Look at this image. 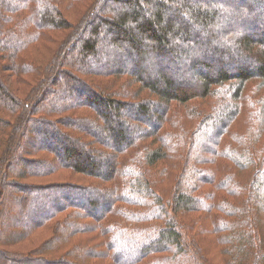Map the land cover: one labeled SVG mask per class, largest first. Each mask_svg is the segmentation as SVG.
I'll return each mask as SVG.
<instances>
[{
    "label": "trees",
    "instance_id": "obj_1",
    "mask_svg": "<svg viewBox=\"0 0 264 264\" xmlns=\"http://www.w3.org/2000/svg\"><path fill=\"white\" fill-rule=\"evenodd\" d=\"M65 1L0 0V264H264V0Z\"/></svg>",
    "mask_w": 264,
    "mask_h": 264
},
{
    "label": "rangeland",
    "instance_id": "obj_2",
    "mask_svg": "<svg viewBox=\"0 0 264 264\" xmlns=\"http://www.w3.org/2000/svg\"><path fill=\"white\" fill-rule=\"evenodd\" d=\"M88 1V0H87ZM86 5V1L83 0V2L81 3H77L74 0H67L65 1L64 4V10L65 11V15L72 21H76L77 18L79 17V15L81 14L82 10L84 9ZM19 17L22 16H17V18H15L14 22L12 23V25H15V23H17ZM24 18V17H22ZM57 37L59 36L58 34L56 35ZM44 43V42H43ZM36 44L33 43L31 46L28 47V49L30 47H32L31 49L34 48V45ZM55 42H48L46 44V46L43 47V52L40 53L39 50H33L32 52V56L37 57L41 60V66H44L46 64V62L50 59V56L52 54V52L50 51L51 48H53L52 46H55ZM26 51V50H25ZM25 51L22 53V55L25 53ZM3 78L5 79V81L11 85V87L13 88V90L19 94L20 96L24 97L28 94V92L30 91L31 87L34 86L35 83L38 82L39 80V74L36 73H30L27 75L23 76V79L19 78L17 75H13V73H10V71H5L3 72ZM251 85V84H249ZM243 126V119L240 118L238 120V122L236 123V127H242ZM35 137V135L32 133L29 135V139H33ZM264 141V139L261 140V142ZM264 145V144H263ZM29 148V147H28ZM79 177V176H78ZM248 176H244L243 182H245L246 178ZM29 182L35 183V185L40 184V185H46V184H50V182L54 181L57 183H62V182H68V181H78V183L80 182H84V180H86L87 178H83V177H79L77 178L74 175H71L69 171H64V172H59L56 173L54 175L51 176H46V178L44 177H27ZM82 178V179H81ZM163 189V187H162ZM5 229H12V228H5ZM37 235L35 236L36 240H32L30 242H25L23 244H19V245H15L10 249L13 250H21V249H29L35 246L40 245L42 242H44V240L49 237V232H47L46 230H40L39 232L36 233ZM200 237L201 240H199V243L201 244V246L203 248H205L208 257L210 258V261L213 264H223L221 260L222 256L219 253V246L218 244L215 242H213V240L206 235L205 231H201L200 232ZM203 243V245H202ZM5 249V248H3Z\"/></svg>",
    "mask_w": 264,
    "mask_h": 264
}]
</instances>
